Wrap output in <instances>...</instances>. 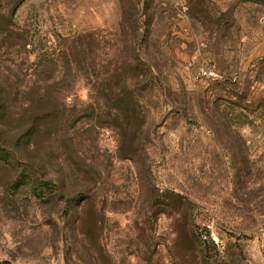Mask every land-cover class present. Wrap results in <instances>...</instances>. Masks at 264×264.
I'll return each mask as SVG.
<instances>
[{"label":"rangeland","instance_id":"374dc122","mask_svg":"<svg viewBox=\"0 0 264 264\" xmlns=\"http://www.w3.org/2000/svg\"><path fill=\"white\" fill-rule=\"evenodd\" d=\"M0 264H264V0H0Z\"/></svg>","mask_w":264,"mask_h":264},{"label":"trees","instance_id":"16d2710c","mask_svg":"<svg viewBox=\"0 0 264 264\" xmlns=\"http://www.w3.org/2000/svg\"><path fill=\"white\" fill-rule=\"evenodd\" d=\"M20 1V0H19Z\"/></svg>","mask_w":264,"mask_h":264}]
</instances>
